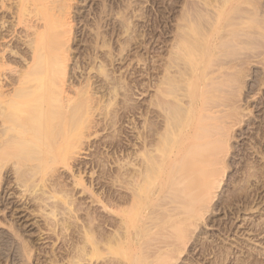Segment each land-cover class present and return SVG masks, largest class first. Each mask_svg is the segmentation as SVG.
Returning a JSON list of instances; mask_svg holds the SVG:
<instances>
[{"label": "bare ground", "instance_id": "1", "mask_svg": "<svg viewBox=\"0 0 264 264\" xmlns=\"http://www.w3.org/2000/svg\"><path fill=\"white\" fill-rule=\"evenodd\" d=\"M71 1L0 0V182L5 175L7 176V174L11 173V175L16 176L14 177L16 178L17 184L26 189V191L24 190L25 193L30 191L32 195V193L41 191L42 193L40 192V194L46 195L45 197L38 196L39 193L33 195V199L31 198L32 210L30 214L31 216L39 217L45 223V225L42 223L44 227L41 225L43 229L41 226L37 227L39 228L37 230L38 234L41 235H38V237L40 236L39 239H52L54 244L59 242L61 246L59 251H57L58 253L52 249V246L55 245L51 246L50 249L52 250L49 252H44L46 253V258L48 256L45 261L47 264H177L178 262V264H198L195 257L185 259L187 256L189 257L190 253L188 244L192 237H194L193 235L197 238V235L202 233L200 232L202 230L200 229V224L208 219L209 213L213 212L212 207L214 205L212 206V203L215 199L216 191L221 186L223 175L228 168L226 157H229L233 129L239 121L241 123V119H239L240 113L236 108L231 107L226 102L227 100L225 101L226 91L221 90L223 83L226 84L227 81L229 82L228 78L232 77L230 76L229 70L233 65L230 64V66L227 63L229 61L228 59L227 62L224 60L226 57H231V53L229 56L224 55L226 52L228 53V48L225 53H223L224 50L222 51L221 48L225 49V47L233 45L234 42L236 43L240 35H244L247 38L249 36V26L244 27V29L239 26L241 30L236 27L238 29L237 31H241L242 34L240 33V35L235 30L236 28L232 27L234 25L231 26L229 33H227L228 35L226 34L227 31H224L225 33L221 31L219 33L220 35L218 34L219 36H222V32L226 35L223 34L224 36L220 40V37H218V42L212 43L213 46L208 43L212 31L207 33L208 30L206 29L204 32L205 26L203 28L201 27L202 31L197 29L198 27L195 23L194 25L197 28L189 26L188 30L182 29V32L180 31L181 34L176 35V37H179V40L177 46L173 47L175 49L174 60L172 62L170 60L171 64L168 61L169 65L164 66V74H158V79H153L154 83L152 85L154 86L152 87L155 89L153 99L145 107L138 103L130 106L127 105V107L124 106L127 109L125 110L127 114H131L135 119H133L132 125L130 123L131 121H129L130 126H132V128L130 127L131 131H134V136L131 135L133 138L125 139L123 135V139L119 138L116 142L114 141L115 144L113 141L109 143V146L105 144L106 148H111V145H115V152L118 157L113 156L115 157L113 160L116 164L114 162L110 163H113L115 166L118 164L119 167H116L117 171L111 172V170L107 172L105 170L106 172L102 171L99 176L95 172L94 167H99L102 163L101 161L93 162L91 163L93 164V168L91 167L90 169L92 173H87L90 181H87L82 167L77 172H74V167L70 163L72 162L71 160L74 161L80 155L82 149H87V147H81L84 146V143L81 142L84 138L82 131L87 126L90 129L89 125L86 126L85 124L88 119L85 121L84 116H87L88 109H94V106L96 109V105L100 103L104 105L106 100L109 101L113 97L111 95V97L108 99L106 97L105 99L104 96L107 93L100 92L99 90L101 88L98 90L96 87L93 93L90 92L91 95L89 94L91 90L89 87L92 88L93 84H96L95 81L97 79L93 83L91 80V83L86 81L87 85L86 82L84 84L88 88L84 85L81 87L82 82H78L80 83L78 84L73 80L74 83L78 84L76 86L68 80L70 77H68L67 72L71 58L70 51L71 49L73 50L70 45L73 34ZM201 2L200 0L199 3L201 4ZM216 10L218 12V9ZM9 13L13 15L14 22H11L13 24L11 25L12 27L10 26L11 28L7 26L9 28L7 30L10 31L12 29V31L7 32L6 29L4 30V27L7 23V14ZM211 13H214V11L211 10ZM248 14L247 16L249 17L254 15H251V13L250 15ZM204 15L203 13V17ZM9 17L12 18V16ZM231 18L233 21L230 20V22L234 23L233 16ZM244 20L246 21V19ZM234 24L237 26L236 22ZM238 24H242V22ZM19 26L23 28L21 30L23 35L21 37L20 35L19 37H15L16 32L14 38H16L17 42L16 40L14 42L12 40L13 33H15L13 29ZM250 28L252 29V27ZM215 31L218 32V29L216 28ZM126 32L128 30H125ZM96 35L99 36V34ZM233 37L236 41L233 40ZM250 37L253 39L256 38L252 35ZM250 37L247 39L248 42ZM246 38L241 39L244 41ZM252 38L250 39L252 40ZM93 40L92 42H94ZM201 40L202 43H200ZM229 42L233 43L229 44ZM248 42L245 41L243 43L249 45ZM11 43L12 46H8ZM105 45L109 48L108 44ZM235 46L233 45L234 50L236 48ZM211 47L213 48L211 49ZM233 47H230V51H233ZM243 47L244 49H242L245 50L246 46ZM122 48L123 46H121ZM215 48L221 49L220 51L222 52L215 51L221 54L220 57H215L213 54V59L214 57L217 58V60L214 59L216 62H213L214 60L207 62L206 59L205 61L201 59L202 54H208ZM237 48L236 50L239 49ZM15 49L16 51H14ZM110 51L112 50L110 49ZM245 51H249V49ZM238 52L237 54L240 55L241 51L239 52L240 54ZM222 55L225 57L221 58ZM19 56L23 57L24 60L19 58ZM218 58H221V60H218ZM105 59L107 58L105 57ZM129 60L131 61V59ZM245 60L241 58V65L239 64L242 68L244 67V70L245 65L243 66L242 62L245 64ZM153 61L155 60L153 59ZM106 62L109 64V61ZM99 68L95 71L96 73L104 69L102 65ZM239 68H237V71H239ZM172 69L174 70L171 71ZM112 74L114 75L115 73ZM102 75H105V72ZM124 75L123 77L126 76ZM159 75H161L160 78ZM226 75H229V77L227 78ZM112 79L115 81V78ZM112 79L110 78L111 81ZM235 79L238 80L236 77ZM242 80L240 79V81ZM103 81L105 82V80ZM230 81L232 80L230 79ZM112 82H108L110 84L108 85L112 86ZM101 83L103 82L100 81L99 85ZM104 84H107V82ZM114 86L116 87V85ZM147 86L149 85L143 88L147 90ZM86 88L87 91H85ZM232 88L234 87L232 86ZM102 89L105 90L104 87ZM225 89L229 90L230 87L229 89L228 87ZM108 90H110V87ZM236 90L238 91V89ZM105 91L108 92L107 90ZM99 93L101 94L98 95ZM110 93L113 92L110 91ZM108 94L106 96H110ZM234 95H238L239 97L237 93ZM121 96L118 95V97ZM230 96L232 97V95ZM113 100L110 104L106 101L107 105H114ZM107 105L105 106L107 107ZM98 107L97 109H100ZM111 107L114 108L115 105ZM124 107L122 106L121 108ZM97 111L96 113H100V111ZM125 111L124 114H126ZM106 114L103 113V115ZM238 119L239 121H237ZM90 121L92 122V120ZM110 122L109 125L113 123V121ZM98 125L96 124V126ZM120 134H124V132L122 131ZM94 136L96 137L95 134ZM128 149H131V151L129 152ZM126 151L129 154H126ZM50 160H60L63 164L61 166L66 168L69 180L67 176L62 177L63 175L59 174L58 171L57 173L59 175L55 174L56 176L52 175L46 178L47 175L44 170L49 166H45L46 168L44 169L43 164L49 163ZM124 160L128 162L125 164ZM120 161L121 165H119ZM106 165L104 166L106 167ZM52 168L54 169V167ZM40 169L44 170L42 171ZM97 180L98 183H96ZM101 180L105 181L106 187L107 185L118 186L117 188L119 189L113 188L112 190V187H110L111 190L109 191L106 190L107 187L103 192L98 193L95 190L94 184L98 185ZM69 183L73 188L69 187ZM76 187L81 188L82 193L88 195L89 200H91V206L84 205V203L76 200L75 195L77 194H74ZM75 193L79 192L75 191ZM16 203L18 202L16 201ZM25 210L27 211V207ZM206 215L208 216L207 218ZM207 221L205 223L203 222L204 226L207 225ZM8 224L9 229H12V224ZM198 227L200 230L196 235ZM44 228L46 229L44 230ZM42 230L47 233L43 234ZM16 236L18 235L16 234ZM211 243L210 245H202L204 254L207 252L210 255L209 253L213 252L212 249L214 246H211ZM26 244L28 245L26 249H29V253L33 249L35 251L37 250L34 247V243L33 245L28 241ZM224 255L223 258L226 259L227 255ZM223 260L220 262H223ZM190 261L193 263H190ZM217 261L219 260L216 258V261L211 264H217Z\"/></svg>", "mask_w": 264, "mask_h": 264}, {"label": "rangeland", "instance_id": "2", "mask_svg": "<svg viewBox=\"0 0 264 264\" xmlns=\"http://www.w3.org/2000/svg\"><path fill=\"white\" fill-rule=\"evenodd\" d=\"M201 1L202 2L204 1V2L203 3L201 2V4H200L199 3L200 0H74V1L72 0L71 1L70 4H71V18L73 19L72 20L73 21V27H72L73 34H72L70 45H71V48H73V50L71 49V51H70V57L72 59L70 58L68 69H67L68 77L70 76L68 80H69V82H72L76 86H78V84H80L82 82V84L80 86L83 87L82 85H84V86L87 85L86 81H88V83H89L91 80L93 83L97 79V81H95L96 84H93L92 88L89 87L92 90L91 91L90 89H88V90H90L89 94L91 95V93H93V90L95 87L98 90H99V88H101V90H99L100 92L110 94V96H106L107 95L106 94L104 96L105 99H106V97L108 99L109 97H111V95L113 97L110 99L111 101L106 100L107 103L109 102V104H110V102H112V100L115 99V100H113L115 107L112 104L110 106H108L106 101H105L106 104L104 103V105L102 103H100L103 105V107H101L102 105H100V104H98V105H100L99 107H98V105H96L100 109H97V107L95 109V106H94V109H91L93 111H91L90 109L87 110L91 117L88 115V112L86 111L87 116L86 115L85 116L87 118L84 116V119H85V121L87 119L88 120H87V122H85V124H86V126L89 125V128L90 129L92 128L91 130H93V131L88 129L87 128L88 126L84 129L85 131L84 130L82 131L84 133V135H83L84 138L82 139L83 141L81 140V142L84 143V146H81V147L82 148L87 147V149L88 148L89 149L88 150L82 149L80 151L81 152L80 155L77 156L74 159V161L71 160L72 162H70V163L74 167L73 168L74 172H77L82 167V169L84 170V174L86 175L85 179H87V181H90V177H89V175H87V173L88 174L92 173V171L90 169H91V167L93 168V164H91L93 162L96 163L97 161H101V163H102L100 166L103 169L100 166L94 167L95 172L99 176L101 175L102 171H105V170L107 172H110L111 170H112L111 172H114L115 170L117 171L116 167L118 168L119 166H118V164L115 166L114 164H116V163L113 160V159H115V157H113L114 155L118 157V155L115 152L116 151V149L114 147L115 145H113V146L111 145V148H109V147L106 148L105 144H107V146H109L110 142L112 143V141H113V143H114V141L116 142L117 140H119V138L123 139L124 136H125L124 137L125 139L126 138L131 139V137L133 138L134 131H131L132 126H130L129 121H131L130 123L132 125V121H134L135 119L133 116H131V114L130 115L127 114V111H125L127 109L125 107H127V105L128 106L135 105L136 103L145 107L148 104V102L151 101V99H153L152 97H153L154 92H155L154 91L155 89L152 87V86H154V85H152L154 83L153 79H158V74H161V73L164 74V71H163L164 66H166L167 64L169 65L170 60H171V62L174 60L175 49L173 47L177 46V43L179 40V37H176V35L177 36L180 35L181 34L180 31L182 32V29L188 30V28L190 26L193 28L198 27L197 29L202 31L201 27L203 28L205 26L204 30H203L204 32L206 29L208 30L207 33H209V31L210 32L212 31L211 33L213 36L211 34H209V35H211L210 36L211 38L208 37L210 40L208 42V38H207V42L213 46L212 43L218 42V37H220L219 38V40H220L222 36L229 33V30H230L232 25H234L232 27H235V28L238 27V29H240V30H241V28L244 29V27H247V26L252 27V29L250 28L251 30L248 27V31H249L248 37H250V35H252L253 37H256L257 39L256 38L253 39L252 37H250V38H252V40L249 38V42H248V40H247L248 37L246 38L244 35H243L244 37L241 36L240 35L241 31H237L238 30L237 28L236 29L233 28L237 32H239V35L241 36V37L239 36L240 40L238 39L239 41L237 40V42L236 43L234 42V44H233L235 46V44L238 43L237 45H239V46L236 45L235 47L236 48L238 47L239 49L237 48L238 50H236V48H235V50H234L233 45H231V46L229 45V47H225V49L220 47L222 49V51L224 50L223 53H225L226 49L228 48V50H227L228 53L226 52L224 55L229 56L231 53V57H229V58L226 57V59H224V60H226V62H227V59H228L229 61L227 63L229 65L233 64L232 66L230 65L231 69L229 70V73L231 74L230 76H232V77H229V75L228 76L226 75L227 78L229 77L228 78L229 82L227 81L226 84L223 83V85L221 86V90L226 91L227 96L225 95V101L227 100L226 102L229 105H231V107L236 108L237 111L240 113V115H239L240 117L239 116L238 117H239V119H241V123H239L240 121L238 119L237 121H239V122L236 124L237 128L234 126V129H233L234 132L232 131L233 132L232 136L235 138L232 137V139L230 141L232 145H231V148H230V151L228 154L229 157H226V160H227L226 162H227L228 168L226 169V171L223 175L224 177H223V181L221 183V186L218 189L219 191L218 190L216 191L215 199L212 203V206L214 205L212 207L213 212L208 214L209 217L206 215V218L208 217V219H207L208 221L207 220L203 221L204 223L207 221V225L204 226V223L202 222L200 224V226H201L200 229H202V230H200L198 227L196 235L199 233V230L202 233H199L197 235L198 236L197 238L195 237V235H193L194 237H192L191 241L188 244V246L190 248L189 251L193 255H191L189 253V257L187 256L185 259H190V257H193V258L195 257L196 258L195 260L198 261V264H211L212 262L216 261V258H217V260H219V261H217L218 262L217 264H219V263L220 264L221 263L222 264H226V263L227 264H238V263L239 264H264V0H229V1L228 0H217V1L216 0H201ZM212 1H213V3H212ZM211 3L213 4V6ZM218 4H220V5H218ZM204 5H208V6H204ZM211 6L213 9L214 8L218 9V12L216 9L213 10L211 8ZM211 10L214 11V13H211ZM238 12H239V14H238ZM240 12H241V14H240ZM197 13H199V14H197ZM203 13L205 14L204 17H203ZM250 13H251V15L252 14H254V15H252L250 17L247 16V14L250 15ZM195 14H197V15H195ZM7 15H8V17L6 18L7 23L5 24L4 30L5 29L7 30L8 27L13 25V24H11V22H14L13 15L10 13ZM230 15L233 16L234 23L236 22L237 26L233 22H230V20L233 21L231 18L232 16H230ZM238 15H241V16H238ZM244 15H245V17H244ZM9 16H12L13 19ZM197 16L200 18H198ZM234 16L236 17L237 21H236ZM246 17L250 20H248ZM252 18H253V20H252ZM199 19H202V20H199ZM239 19H240V22H239ZM244 19H246L247 22ZM256 19L259 21H257ZM226 22L230 24V25L228 24V27H227ZM237 22L238 23L242 22V24H238ZM194 23L197 27L194 25ZM212 23H214V24H212ZM243 23H245V24H243ZM179 27H180V29H179ZM206 27H208V28H206ZM211 27H213V28L211 29ZM122 28H123V30H122ZM216 28L218 29V32L215 31L216 32V35H215L214 30H216ZM22 29H23L22 26H19L18 28L15 27L13 29V31H15V33H13V36H12L13 37L12 40H14V42L16 40V38H14V36H15L14 34H16V32H17L18 36L16 34L15 37H19V35L21 37L23 35L22 31H21ZM178 29H179V31H177ZM209 29H211V30H209ZM245 29L247 30V28H245ZM258 29H260V30H258ZM4 30L2 29V31H4ZM18 30H20V31H18ZM125 30L126 31L128 30V32L125 33ZM10 31H12V29H10ZM10 31L7 30V32H10ZM221 31H223V32L227 31V32H226V34H224L225 32L224 33L222 32L221 33L222 36H219L220 35L219 33ZM3 33L6 34L5 32H3ZM23 33H24V31H23ZM96 34H99V36ZM98 38H99V40H98ZM241 38H246V39H244V41H243V39H241ZM96 39H97V41H96ZM92 40L94 42H92ZM233 40L236 41V39L234 37H233ZM245 41H247L249 45H246L247 43L246 44L243 43ZM16 42H17V40H16ZM18 42L21 43L19 40H18ZM200 43H202V40L200 41ZM232 43L229 42V44H232ZM242 43H243V45H242ZM105 44H108L109 48ZM8 46H12V43L9 44ZM121 46H123V48H122L123 51L121 49ZM240 46H241V48H240ZM243 46H246L245 50L249 49V51L243 50L244 49ZM23 47H25V46H23ZM95 47H97V48H95ZM104 47H106V48H104ZM230 47L231 48L233 47V49H232L233 51H230ZM212 48L213 47H211V49ZM110 49L112 51H110ZM221 49L215 48L213 51L211 50V52H210L211 55H210V53H208V54L206 53L205 55L202 54L201 59L204 61L206 59L207 62H210L214 59L217 60V58H215V57L216 56L220 57L221 54H218L217 52L220 51ZM168 50H170V51L168 52ZM14 51H16V49ZM215 51H217V52H215ZM235 51H237V52L241 51L240 52L241 54L238 52L240 54V55H238L237 52L235 53ZM104 52L106 55L104 54ZM170 52H172V53L170 54ZM213 54L215 55L214 59L212 57ZM254 54L257 56H255ZM258 55H259V57H258ZM104 56L107 59H105ZM110 56H112V57H110ZM16 57H17V55H16ZM92 57H93V61H92ZM222 57H225V56L222 55L221 58ZM257 57H258V59H257ZM19 58L23 59V57H21V56H19ZM122 58H124V59H122ZM221 58L220 59L218 58V60H221ZM237 58H239V59H237ZM241 58H242V60L246 59V60L250 61V62H248V61L246 62V60H245L244 61L245 64H243V62H242V65L243 66L245 65V70H244V67L242 68V66H240L241 65L240 64ZM129 59H131V61ZM153 59L155 61H153ZM215 60L213 62H216ZM237 60L238 61L240 60V61L238 62ZM106 61H109V64H107L108 62H106ZM166 61H167V63H166ZM235 61H236V63H234ZM100 62H101V65L103 66L104 69L101 72L96 73L95 71H97L98 68L101 67ZM171 62H170V64H171ZM207 62H205V63H207ZM237 62H238V64H237ZM147 66H148V68H147ZM157 66H158V68H157ZM239 66L241 69L239 68ZM236 67L239 68V71H237L238 69ZM94 69H96V70H94ZM99 69H101V68H99ZM233 69H234V71H232ZM68 70H70V71H68ZM173 70L174 69H172L171 71H173ZM103 71L105 72V75H102V74H104ZM233 72H234V74H233ZM73 73H75V74H73ZM112 73H115V74L113 75ZM90 74H91V76H90ZM227 74H228V72H227ZM235 74H236V76H235ZM123 75L125 77H123ZM161 75H159V78ZM151 77H155V78H151ZM235 77L238 78V80L235 79ZM110 78L111 79L115 78L114 79L115 81H113V79H112V81H113L112 82L110 80ZM120 78L121 79L123 78V80H121ZM239 78L241 80L242 79L243 80L240 81ZM230 79L232 81H230ZM73 80H74V82H77V83L80 82V83H78V84L74 83ZM99 80L102 81L103 83L107 82V84L103 85V83H101V85H99L100 84ZM103 80H105V82ZM236 80H237V82H236ZM120 81H122V82H120ZM85 82H86V85L84 84ZM108 82L109 83L112 82L113 87L109 86L110 84ZM118 82H120V83H118ZM240 82H241V84H239ZM234 83H236V84H234ZM114 85H116V87ZM146 85H149L146 87L147 90H145V88H143ZM234 85H236V86H234ZM117 86H118V88H117ZM232 86L234 87V88H232L233 90L231 89ZM238 86H239V88H238ZM86 87L88 88V86H86ZM103 87L108 92L103 90L102 89ZM107 87L108 88L110 87V90H108ZM223 87H225V88L228 87V89L230 87V89L233 92L230 89L229 90H227L225 88L223 89ZM87 88L85 91H87ZM113 88L115 89V91H113L114 90ZM84 89H85V87H84ZM236 89H238L239 92ZM121 90H123L124 92ZM125 90H126V94H125ZM132 90H133V92H132ZM234 90H236V91H234ZM110 91L113 93H110ZM116 91H117V93H115ZM119 91H121V92H119ZM143 91H145V92H143ZM130 92H132V93H130ZM235 92L237 94H239V97H238V95H236V96L234 95V94H236ZM133 93H135V94H133ZM255 93H256V95H255ZM100 94L101 93H99L98 95H100ZM98 95H97V97H99ZM118 95L119 96L122 95V96L118 97ZM230 95H232V97ZM115 97H117V98H115ZM118 98H120V99H118ZM226 98H229V99H226ZM124 99L126 102L124 101ZM105 105H107V107ZM119 105L121 107L122 106L123 107L125 106V107L121 108ZM111 106H113L114 108H112ZM102 108H103V110H102ZM120 109H122V110H120ZM113 110H115L116 113ZM123 110L125 111V113L127 115L124 114ZM96 111L97 112L100 111V113H96ZM105 111L107 112V114ZM103 113L106 115H103ZM108 114L113 115V116H109ZM96 116H97V119H96ZM117 116H119V117H117ZM127 116H130V117H127ZM108 117L110 120L108 119ZM116 117H117V119H116ZM90 120H92V122ZM105 120L108 121L107 122L108 124L106 123ZM89 121L91 123L94 122L93 123L94 125L91 124ZM109 121H111V122L113 121V123L110 122L111 125H109ZM96 122H99V123H96ZM101 122H104V123H101ZM117 122H119V123L117 124ZM87 123H89V124H87ZM96 124L97 125L99 124L98 126H100V127L96 126ZM112 125H113V128H112ZM104 127H106V128H104ZM93 128L96 130H94ZM87 130H88V132H87ZM107 130H109V131H107ZM122 131L124 132V134H120V132H122ZM111 132H113V133H111ZM131 132H132V134H131ZM99 133H100V135H99ZM94 134L96 135V137L94 136ZM131 135H133V136H131ZM88 136H89V138H88ZM110 136H112V137L110 138ZM123 142H125V140H123ZM84 151H85V153H84ZM128 151L130 152L131 149H128ZM128 151H126V154H129V153H127ZM50 161H49V163L47 162L48 164L47 163L43 164L44 169L47 167V165L49 166V167H47V169H45V170L40 169L42 171L44 170V172L47 175L46 178H49L55 174L57 175L58 174L57 171L59 172V174L63 175V176L61 175L62 177L67 176V178H68V173L66 171V168L64 166L63 167L61 166L63 164L60 162V160L59 161L58 160H50ZM104 161L106 163H109L110 165L109 164L106 165V163ZM110 162H114V164L110 163ZM124 162L126 164V162H128V161L124 160ZM103 164L106 165V167ZM119 165H121V161H120ZM107 166H108V168H107ZM52 167H54V169ZM55 169H57V170L55 171ZM52 171L54 172V174ZM14 176L15 175H11V173H9V174H7V176L5 175L2 179V181L0 182V185H1L0 186V264H47V263H45V261L47 260L48 256L46 258V253H44V252H49L52 249H54L57 252V251H59L61 246L59 245V242L54 244L52 239L51 240H48V239L41 240L42 238L39 239V237L41 235L38 234L37 230L39 228H37V227H40L42 225V223H44V222H42V219L40 220L39 217H34V216H31V214H30V211L32 210L31 198L33 197V195L34 194L36 195L38 193H39L38 196L41 195V197H45L46 195L44 196V195L40 194L41 191H39V192L37 191V193H32V195H31L30 191L29 192L27 191L25 193L26 189L17 184L16 178H15L16 176L15 177ZM68 180H69V178H68ZM96 183H98V180L96 181ZM94 186L96 188L95 190L98 193L103 192L104 189L107 187L108 188L106 190H109V191L111 190L110 187H112V190H113V188L119 189V188H117L118 186H111V185L108 186L107 185V187H106L105 181H102V180L100 181V183L98 185L94 184ZM69 187H72V186H70V183H69ZM75 191L79 192V193H75ZM75 191H74V194H77V195H75L76 196L75 198L78 202L84 203V205H90L91 206V203H90L91 200H89L87 194L82 193L81 188L76 187ZM77 197H78V199H77ZM230 198H231V200H230ZM20 199H22V200H20ZM16 201L18 203H16ZM12 206H13V208H11ZM28 206H30V207H28ZM26 207H27V211L25 210ZM233 213H235V214H233ZM210 218H211V220H210ZM217 219H218V221H217ZM8 223L12 224V227H13L12 229H9ZM44 225H45V223H44ZM44 225H42V226L44 227ZM168 225H169V223H168ZM42 226H41V228H42ZM167 227H169V226H167ZM45 229L46 228H44V230ZM16 230H18V231H16ZM44 230H42V232H43V234H46L47 232H45ZM14 231H16V232H14ZM225 232H227V233H225ZM16 234L18 236H16ZM38 235H40V236L38 237ZM18 237H20V238H18ZM194 239H195V241H194ZM28 241L31 244H33V243L35 244V245L34 244L33 245L35 248H37L36 251L33 249L32 252H30V253L28 252L29 249L28 248L26 249V247H28V245L26 244V243H28ZM200 241L202 244L200 243ZM191 243H193V244H191ZM210 243H211V246H214V248L216 247V249L213 248L212 249L213 252L209 253L210 255H208L207 252H205L206 254H204L203 250H202V245L203 244H209L210 245ZM52 245H55V246H52ZM51 246L53 247L52 249H50ZM225 249H226L227 253L225 252ZM200 250H201V252H200ZM202 253L204 256L202 255ZM217 254H218V256H217ZM224 254L227 255L226 259L223 258ZM222 259H224L223 260L224 263L220 262V261H222ZM239 261H242V262H239ZM190 263H193V262L190 261ZM195 264H197V263H195Z\"/></svg>", "mask_w": 264, "mask_h": 264}]
</instances>
